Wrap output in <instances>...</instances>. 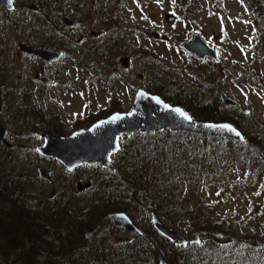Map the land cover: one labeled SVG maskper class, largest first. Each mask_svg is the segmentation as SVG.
Instances as JSON below:
<instances>
[{
  "label": "trees",
  "instance_id": "16d2710c",
  "mask_svg": "<svg viewBox=\"0 0 264 264\" xmlns=\"http://www.w3.org/2000/svg\"><path fill=\"white\" fill-rule=\"evenodd\" d=\"M63 1L64 6L70 7V3L72 7L75 6L73 0ZM110 1L98 8L84 5L81 12L76 11L75 21L78 26L83 22L90 23L93 33H96L95 46L107 48V52L116 54L121 51L124 42L123 39L119 41L120 9L115 0ZM122 1L138 3L149 0ZM186 1L182 12L189 16L197 11L198 5L196 0ZM242 2L251 15L250 25H255L259 19L264 21V9L257 0ZM38 8H44V4L41 3ZM35 12L26 16V24L38 30L36 33H43V38L34 40L41 42V47H60L64 50L65 45L60 42L46 45V42H52L51 37H47L50 30L45 21L46 14L42 12L34 17ZM7 22L9 28L18 25L15 20L8 19ZM256 44L261 48L259 51L264 53V26L256 34ZM176 51L180 52L178 48ZM148 52L142 50L140 56L137 53L138 57L143 58L147 72L153 74L146 78L147 92L159 96L170 105L182 107L192 119L232 124L241 131L244 141L238 143L225 138L184 132L122 137L120 149L111 158L112 172L98 166H82L72 172H79L74 177L76 181L85 179L89 183L85 189L87 197H82V192H73L68 187L73 179H68L51 190L43 203L31 199L30 185L26 182L23 186L24 183L20 181L23 178L16 171V160L0 158V264H140L142 262L138 257L143 253L156 256L158 249L168 253L165 258L168 264H264V239L238 236L235 229H230L222 219L216 217L202 196L207 186L222 188L229 184L231 172L237 178L238 190H242L243 185L247 187L258 180H264V121L259 122L257 128L262 133L261 137L252 131H244L235 118L225 115L223 111L231 109L238 115L242 114L236 109L222 106L217 92H212L207 101L195 100L194 105L200 108L198 111L192 109V103L189 102L181 106L183 103L180 99L161 92L162 74L166 68ZM206 62L211 66L216 64ZM1 63L0 56V70ZM215 78H218L216 71L212 81ZM247 81L249 78L246 75H237L233 82L242 85ZM197 83L200 86L202 84ZM5 87L3 84L0 90L6 91ZM12 90L2 93L0 102L5 107L13 105L11 113L20 116V119H16L25 129L43 134L49 131L54 135H65L60 127L44 126L41 131L40 126L44 120L39 110L33 108L31 95L20 91V102L10 104L8 95ZM120 111L119 103L112 97L108 109L98 114L91 113L85 119L86 124L81 127L74 124L71 130L86 128L96 120ZM242 117L245 119L249 115ZM32 154L37 157L36 152ZM37 158L40 159L39 156ZM80 170H84V173ZM24 179L32 182L28 178ZM28 205L30 209H27ZM113 212L134 216L143 213L146 230L141 231L140 236H133L112 226L106 216ZM150 213L175 232L184 226L183 230L188 235H199L200 245H187L183 249L173 246L152 229ZM103 221L109 227L107 236L95 239ZM88 230H91V235L87 240L84 234ZM213 232L220 233V237H213ZM113 233L130 236V240L110 243L107 237Z\"/></svg>",
  "mask_w": 264,
  "mask_h": 264
},
{
  "label": "rangeland",
  "instance_id": "374dc122",
  "mask_svg": "<svg viewBox=\"0 0 264 264\" xmlns=\"http://www.w3.org/2000/svg\"><path fill=\"white\" fill-rule=\"evenodd\" d=\"M73 1L75 6L72 7L70 3V7L66 5V8L63 0H15L18 5L16 11L6 15L0 10V87L4 84L8 92L13 89L8 95L10 104L20 102V91L31 95L33 108L39 110L44 120V124L40 126L41 131L44 126L60 127L64 134H68L72 125L78 124L81 127L86 124L85 119L91 113L98 114L108 109L112 97L119 103L122 111H128L135 90H145L146 78L153 76L147 72L143 58L137 56L142 50H148V53L157 58V63L166 68L161 79L162 93L180 99L183 103L181 106L192 103V109L198 111L200 108L194 105L195 100L207 101L212 92L221 90L250 111L249 117L245 119L231 109H224V114L235 118L244 131H252L262 136L257 128L258 123L264 121V53L255 45V37L263 28L264 21L259 19L255 25H250L251 15L242 0H196L197 11L189 16L182 12L186 0H149L138 3H123L120 0L119 41L123 39L124 44H121V51L116 54H110L106 51L107 48L99 47V50L95 46L97 39L91 35L94 30L90 23L83 22L76 29L61 26V18L75 20L76 11L81 12L85 3H90L91 0ZM257 1L264 9V0ZM41 3L44 8H38ZM30 6L37 7L34 17L42 12L46 14L45 21L50 30L47 37L58 31L61 36L57 39L62 40L65 45L64 58L47 69L37 66L35 59L25 57L17 48L18 43L33 47L42 44L34 39H42L43 33H36L38 30L35 31L26 24V16L32 12ZM79 7L81 8L78 9ZM167 15L174 17L171 23L166 21ZM8 19L18 21V25L9 28ZM149 33H157L159 38L152 39L148 37ZM193 34H198L210 47L216 49L219 60L215 66L206 61L200 64L180 49V44L189 40ZM162 36L166 37L165 41L161 39ZM50 43L46 42V45L50 46ZM41 69L52 81L51 86L33 80L34 75L39 74ZM215 71L218 78L212 81ZM237 75H246L249 81L236 85L233 81ZM197 82L202 83L201 86ZM6 91L0 90V95ZM12 106L5 107L0 102V125L7 129L6 141L11 146L8 149L10 146L0 142V158L16 160V171L23 178L19 180L24 183L23 186L28 182L31 199L36 202L43 203L51 190L68 179H73L68 187L76 192L75 184L86 182L85 179L76 181L74 177L79 172L65 174L55 160L39 159L38 155H33L34 147L42 144L37 136L39 132L25 129L16 119H20V116L11 113ZM44 133L53 134L49 131ZM122 140L120 138V143ZM37 168L49 171L50 181L39 178L36 174ZM80 172L84 173V170ZM231 176L229 184L222 188L207 186L202 194L204 202L225 225L235 229L238 236L264 239V180H258L247 187L243 185L242 190H238L234 172H231ZM80 192L82 197L88 196L85 190ZM30 208L28 205L27 209ZM127 215L141 231L146 230L143 213ZM108 228L106 221H103L95 239L107 236ZM183 228L184 226H180L176 233L188 236ZM107 238L110 243L130 240V236L120 233H113ZM262 247L264 248V244ZM158 251L164 258L168 255L162 249ZM137 259L142 262L140 264H157L155 254L153 256L143 253Z\"/></svg>",
  "mask_w": 264,
  "mask_h": 264
},
{
  "label": "water",
  "instance_id": "95a60500",
  "mask_svg": "<svg viewBox=\"0 0 264 264\" xmlns=\"http://www.w3.org/2000/svg\"><path fill=\"white\" fill-rule=\"evenodd\" d=\"M0 7L7 12L12 11L14 1L0 0ZM30 9L34 10V6H30ZM165 19L168 23H171L174 17L167 15ZM61 25L66 28H75L77 23L68 18H62ZM148 36L153 39L158 38L156 33H149ZM161 39H165V37ZM19 49L23 54L36 57L45 63L53 62L60 58L62 54L60 51H50L24 44H20ZM180 49L198 61H218L216 49L211 48L198 34H194L189 40L181 43ZM41 80L45 84L50 83V80L43 75ZM217 96L223 106L237 109L245 116L249 114L248 110L241 107L238 102L222 91H218ZM160 132H184L212 138H225L239 143L244 141L242 133L230 123L192 119L181 107L170 105L156 95L143 89H137L129 111L112 113L97 120L88 128L74 131L67 136L42 134L40 135L42 145L35 146L34 150L42 158H53L66 172H71L80 166H99L112 172L111 156L120 148V136ZM6 134L7 130L0 126V142L5 146H9L5 139ZM36 173L39 178L51 179L50 172L47 170L37 168ZM88 187L89 183L82 184L78 182L75 184L78 192ZM149 217L152 229L173 246L185 248L187 245L198 246L200 244V237L197 234L182 236L167 228L153 213H150ZM107 219L113 226L124 229L130 235H142L140 229L125 213H110L107 215ZM90 234L91 230H88L84 238L88 239ZM212 236L219 237L220 234L213 232ZM157 264H168L160 251L157 252Z\"/></svg>",
  "mask_w": 264,
  "mask_h": 264
},
{
  "label": "flooded vegetation",
  "instance_id": "af4514ba",
  "mask_svg": "<svg viewBox=\"0 0 264 264\" xmlns=\"http://www.w3.org/2000/svg\"><path fill=\"white\" fill-rule=\"evenodd\" d=\"M15 1V0H14ZM57 1H59V0H57ZM105 1H100V2H98V1H90V3H85V6L87 5V4H89L92 8H98L101 4H103ZM108 2H111V1H108ZM116 3H117V7L120 9V11H121V4H120V0H118V1H116ZM74 5H75V3H73ZM0 10H2L3 11V13H5V14H10V13H12L13 11H15V7H14V9L12 10V11H9V12H7V11H5V10H3L1 7H0ZM31 10V9H30ZM31 11H33V10H31ZM34 11H36V6H34ZM63 18H68V17H63ZM68 19H70V20H72V21H74V22H76L75 20H73V19H71V18H68ZM61 20H62V18H61ZM61 20H60V24H61ZM77 23V22H76ZM62 26V25H61ZM63 27V26H62ZM78 27V23H77V26L75 27V28H71V29H76ZM63 28H66V27H63ZM67 29V28H66ZM91 35H93V36H96V34H94V33H92ZM59 36H61L60 35V33L57 31L56 33H52L51 34V45H54L53 44V42L54 43H56V44H58L59 42L60 43H62V40H59V39H57ZM20 44H24V43H18V45H17V48L19 49V45ZM63 44V43H62ZM24 45H26V44H24ZM64 45V44H63ZM27 46H29V45H27ZM56 46V45H55ZM31 47H33V46H31ZM37 47H40V48H44V49H46V50H50V51H60L62 54H61V56H60V58H58V59H56V60H54L53 62H50V63H45V62H42V61H40L39 59H37L36 57H33V56H27V55H25V54H23L25 57H28V58H31V59H35L36 60V62H37V66H40L41 68H46L47 69V67H50V65H54V64H56V63H59L63 58H64V54H65V51L63 50V49H61L60 47H41V46H37ZM20 50V49H19ZM94 52V51H93ZM112 54V53H111ZM36 73V72H35ZM42 75L43 76H45L44 75V73L42 72V69L40 70V72H39V74H35L34 75V78H33V80L34 81H40L43 85H45V86H51L52 85V81H50V83H48V84H45L42 80H41V77H42ZM46 77V76H45ZM2 88V87H1ZM219 91V90H218ZM217 91V92H218ZM120 112H123V111H120ZM114 113V112H113ZM100 119H102V118H100ZM99 120V119H98ZM74 131V130H73ZM71 132H72V130H71ZM40 134L38 133L37 134V136H39ZM65 135H67V134H65ZM40 137V136H39ZM41 140V139H40ZM11 148V146L10 147H8V149H10Z\"/></svg>",
  "mask_w": 264,
  "mask_h": 264
},
{
  "label": "bare ground",
  "instance_id": "6f19581e",
  "mask_svg": "<svg viewBox=\"0 0 264 264\" xmlns=\"http://www.w3.org/2000/svg\"><path fill=\"white\" fill-rule=\"evenodd\" d=\"M33 12H34V10H33ZM228 123V122H227ZM8 137V133L6 134V138ZM5 138V139H6ZM42 144H40L39 146H41ZM38 146V145H37ZM35 151V150H34ZM38 155V154H37ZM39 156V155H38ZM49 159V158H48ZM50 159H52V160H54L53 158H50ZM99 167V166H98Z\"/></svg>",
  "mask_w": 264,
  "mask_h": 264
},
{
  "label": "snow or ice",
  "instance_id": "6c2138e0",
  "mask_svg": "<svg viewBox=\"0 0 264 264\" xmlns=\"http://www.w3.org/2000/svg\"><path fill=\"white\" fill-rule=\"evenodd\" d=\"M187 119H190V118H188V117H186Z\"/></svg>",
  "mask_w": 264,
  "mask_h": 264
}]
</instances>
